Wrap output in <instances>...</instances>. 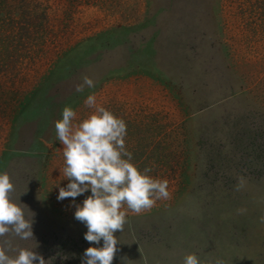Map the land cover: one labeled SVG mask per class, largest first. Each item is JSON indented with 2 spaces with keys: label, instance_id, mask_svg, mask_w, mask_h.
I'll list each match as a JSON object with an SVG mask.
<instances>
[{
  "label": "rangeland",
  "instance_id": "1",
  "mask_svg": "<svg viewBox=\"0 0 264 264\" xmlns=\"http://www.w3.org/2000/svg\"><path fill=\"white\" fill-rule=\"evenodd\" d=\"M5 1L15 45L0 65V172L34 213L46 264H81L90 246L74 217L90 189L57 200L68 181L55 130L65 105L76 122L91 111L89 94L125 120L127 150L151 156L171 193L128 211L112 264H182L189 252L264 264V0ZM84 75L95 87L77 92Z\"/></svg>",
  "mask_w": 264,
  "mask_h": 264
},
{
  "label": "clouds",
  "instance_id": "2",
  "mask_svg": "<svg viewBox=\"0 0 264 264\" xmlns=\"http://www.w3.org/2000/svg\"><path fill=\"white\" fill-rule=\"evenodd\" d=\"M85 87H95L94 80L87 75L75 86V91L83 92ZM84 103L91 111L78 122L77 113L68 105L62 109V118L55 121L57 140L63 146V178L68 181L65 187H59L57 200L75 201L90 189L91 194L82 204L74 205V217L86 226L84 239L90 245L83 252L81 264H112L120 242L114 233L124 230L128 211L138 215L150 210L157 200L169 199V181L153 177L152 168L141 170L133 162V154L125 144V120L98 104L95 94H89ZM245 183L243 176L237 177L236 190ZM14 191L9 174L0 172V238L14 236L36 242L32 230L34 213L19 196L13 198ZM260 222L264 223V216ZM37 246L36 242L32 247H14L11 240L2 239L0 264H46L44 257L34 250ZM10 252L14 255H9ZM182 264H224V261L202 260L189 252Z\"/></svg>",
  "mask_w": 264,
  "mask_h": 264
},
{
  "label": "trees",
  "instance_id": "3",
  "mask_svg": "<svg viewBox=\"0 0 264 264\" xmlns=\"http://www.w3.org/2000/svg\"><path fill=\"white\" fill-rule=\"evenodd\" d=\"M6 1L5 0H0V5H5ZM0 65L3 64L4 61L7 60H3L2 58L6 57L7 55H9V52L11 49H14V42H13V37L14 34H11L9 31L12 30V27L10 25L13 26V19L11 18V14H10V9H8L7 7L5 8L0 6ZM4 8V9H3ZM26 21V20H25ZM24 20H17L16 22H19L22 29L26 28L24 27L23 22H25ZM12 23V24H11ZM28 22H26L25 24H27ZM19 25V26H20ZM9 27V28H8ZM18 29V28H17ZM19 30V29H18ZM7 59V58H6ZM125 144H126V148L128 147V141L125 139ZM142 146V150L143 148L146 147L145 144L141 145ZM136 155L133 156L134 160H140L139 165L142 166H146L150 165V157L148 156L147 153L140 151L138 153H135ZM134 155V154H133ZM160 159V158H158ZM162 161V160H161ZM135 163V161H133ZM163 162V161H162Z\"/></svg>",
  "mask_w": 264,
  "mask_h": 264
}]
</instances>
